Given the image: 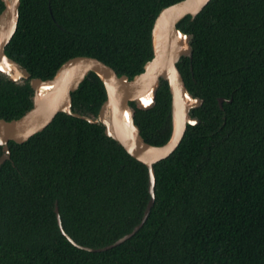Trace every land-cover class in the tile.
<instances>
[{"label": "trees", "instance_id": "trees-1", "mask_svg": "<svg viewBox=\"0 0 264 264\" xmlns=\"http://www.w3.org/2000/svg\"><path fill=\"white\" fill-rule=\"evenodd\" d=\"M175 1L21 0L6 52L42 78L78 54L133 77L153 56L158 12ZM178 27L191 36L178 66L200 100L191 109L198 120L154 164L155 201L143 225L101 251L61 231L56 200L68 234L97 247L131 231L150 196L143 162L102 123L61 111L26 141H9L11 158L0 167V264H264V0H210ZM33 91L30 79L0 74V116L22 115ZM72 96L74 110L97 116L106 89L91 71ZM220 96L232 100L221 106ZM129 106L147 141L169 139L165 79Z\"/></svg>", "mask_w": 264, "mask_h": 264}, {"label": "water", "instance_id": "water-1", "mask_svg": "<svg viewBox=\"0 0 264 264\" xmlns=\"http://www.w3.org/2000/svg\"><path fill=\"white\" fill-rule=\"evenodd\" d=\"M2 1L4 7L0 11V74L14 81L28 78L34 91L33 104L22 115L11 119L0 116V145L2 147L0 167L6 159L11 158L10 140L19 143L26 141L36 132L43 130L61 111L91 122L102 123L107 135L114 138L128 153L148 168L150 196L140 221L131 231L115 241L95 247L80 244L68 234L62 224L57 200L55 212L61 231L74 244L92 251L111 248L131 237L143 225L155 201L154 164L169 156L180 144L188 123L198 120L192 115L191 109L198 105L200 100L188 89L178 66L181 57L190 51L191 36L178 27V22L188 14L195 17L210 0H177L162 7L152 26L153 56L145 63L144 69L133 77L125 73L118 74L113 66L96 56L78 54L67 58L55 74L48 78L32 76L27 67L7 54L6 45L17 29L21 0ZM182 41H186L187 44L184 45ZM1 64L11 72L18 71L20 74L15 77L9 71H5ZM91 71L100 76L106 89V99L101 104L97 116L81 113L73 108L72 92L80 86ZM162 79L168 82L171 93L172 132L167 141L155 144L147 141L142 135L129 103L140 101L142 95L149 90H153L155 94ZM43 84L51 85V87L41 93L40 88ZM218 100L222 106L224 100L231 101L232 98L220 96Z\"/></svg>", "mask_w": 264, "mask_h": 264}, {"label": "bare ground", "instance_id": "bare-ground-1", "mask_svg": "<svg viewBox=\"0 0 264 264\" xmlns=\"http://www.w3.org/2000/svg\"><path fill=\"white\" fill-rule=\"evenodd\" d=\"M182 37H183V36H182ZM182 42H183V41H182ZM183 44L186 45L187 42L184 41ZM1 67H2L5 71H9V72L12 73L13 75H15L14 72H11L10 70L6 69V68H5V65L1 64ZM16 72H17L18 74L15 75V77H17V76L20 74L18 71H16ZM16 72H15V73H16ZM49 87H51V85L43 84V85L41 86V88H40L41 93H43L44 91H46L47 89H49ZM152 93H153V90H149V92H147V93H145V94L142 95L141 99L147 97L148 95H151ZM127 113H128V112H127Z\"/></svg>", "mask_w": 264, "mask_h": 264}]
</instances>
